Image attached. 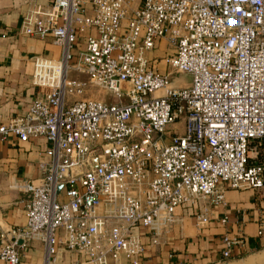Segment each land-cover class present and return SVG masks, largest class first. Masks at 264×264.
<instances>
[{"label": "built area", "instance_id": "2783aa9c", "mask_svg": "<svg viewBox=\"0 0 264 264\" xmlns=\"http://www.w3.org/2000/svg\"><path fill=\"white\" fill-rule=\"evenodd\" d=\"M19 33L51 39L60 56L34 57L45 90L0 124V139L48 142L41 176L25 184L26 224L0 231L2 264H21L32 239L44 264L60 248L89 264H141L134 228L157 245V221L178 206L225 207L227 189L264 200V0H48ZM161 41L165 52L150 55ZM196 221L209 223L205 207ZM256 224L264 241V212ZM241 242L225 233L222 258Z\"/></svg>", "mask_w": 264, "mask_h": 264}, {"label": "crops", "instance_id": "0c3cea01", "mask_svg": "<svg viewBox=\"0 0 264 264\" xmlns=\"http://www.w3.org/2000/svg\"><path fill=\"white\" fill-rule=\"evenodd\" d=\"M47 2L0 0V124L25 115L35 97L45 90L32 80L34 57L57 59L60 56L59 47L51 39L19 33L23 14L34 5ZM83 44L79 38L77 48ZM159 47L155 50L158 54L154 55H162ZM47 148L48 142L43 137L20 141L9 135L0 139V231L13 233L26 224L25 184L41 176L38 165L48 158ZM225 201V207L217 208L206 200L198 205L176 207L170 223L166 224L163 219L157 221V245L150 243V235L143 229L134 228L145 246L141 264H223L226 260L221 250L225 233L242 240L231 248L230 264H264V241L255 234L257 220L264 212V200L257 197L254 189H227ZM200 207L207 209L210 218L207 224L196 221ZM224 215L227 223L221 224L219 219ZM19 255L21 264H44L46 257L43 244L37 239L19 246ZM50 264L89 263L83 255L60 248Z\"/></svg>", "mask_w": 264, "mask_h": 264}, {"label": "rangeland", "instance_id": "374dc122", "mask_svg": "<svg viewBox=\"0 0 264 264\" xmlns=\"http://www.w3.org/2000/svg\"><path fill=\"white\" fill-rule=\"evenodd\" d=\"M167 48V45L165 43H161L158 52L163 54L165 52V49ZM151 55L158 54L157 52L153 51L151 52ZM71 76L73 77H79L81 75L76 74L75 72L71 73ZM82 78H86L85 76H82ZM173 80L176 82V84H188L190 81V78L188 75L185 74H174L172 76ZM90 91L95 94L96 96H103L107 101H112L111 94L104 89L99 88L98 86L92 85L90 87ZM86 96V95H85ZM77 98H83V97H77ZM173 128L177 129L178 131H182V123L178 122L176 125L173 126ZM223 264H230V260H226Z\"/></svg>", "mask_w": 264, "mask_h": 264}]
</instances>
